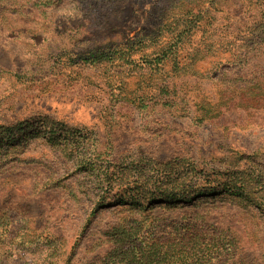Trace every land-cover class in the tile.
Listing matches in <instances>:
<instances>
[{
    "label": "rangeland",
    "instance_id": "1",
    "mask_svg": "<svg viewBox=\"0 0 264 264\" xmlns=\"http://www.w3.org/2000/svg\"><path fill=\"white\" fill-rule=\"evenodd\" d=\"M257 13L242 0H0V264H126L131 256L115 260L126 245L118 231L136 220H193L223 241L217 264H264V213L254 205L139 216L107 199L88 221L105 172L142 161L262 173L264 187ZM190 30L154 69L146 56ZM125 46L138 51L131 68L82 61Z\"/></svg>",
    "mask_w": 264,
    "mask_h": 264
},
{
    "label": "trees",
    "instance_id": "2",
    "mask_svg": "<svg viewBox=\"0 0 264 264\" xmlns=\"http://www.w3.org/2000/svg\"><path fill=\"white\" fill-rule=\"evenodd\" d=\"M230 1L240 0H209L211 4L223 3V5H227ZM242 1L258 10L256 16L259 17L251 26L250 34L258 35V41L264 44V0ZM198 16L197 20L200 19V14ZM191 32L192 30L173 37L171 40L173 42L168 41L166 48L155 56L147 55V58L154 57L150 61L156 67L154 69H159V66L166 61H171L173 55L177 53V45L182 42L184 34H191ZM251 39L249 38L246 43L238 44L243 46L249 42L252 45L258 43L252 36ZM130 50H133L132 53L126 54ZM195 51L192 54L194 59L200 53L199 50ZM137 52L135 47L127 46L122 50L115 49L106 53H95L92 50L90 56L83 58L82 61L92 67L109 64L108 62L114 64L124 61L131 68L137 63L134 56ZM148 61L147 59L145 62L148 63ZM84 161L87 163V158H80L79 165L83 166ZM175 161L168 163L142 161L138 163H143L146 167L141 164L131 167L134 165L132 164L121 168L118 172L106 171L101 182L96 184L102 192L97 194L99 197L93 204L95 206L88 221L96 217L105 204L108 205L107 199L114 200L120 206L128 207L129 212L139 216L152 215L156 210L169 208L177 210L186 207L195 209L198 214L197 210L200 207L214 205L218 201H230L245 206L244 208L254 205L258 211L264 213V187L260 188L259 185L263 181L262 173L256 175L252 172L251 175L239 169H227L224 173L197 172V167H194L193 163ZM190 208L186 210H192ZM143 222L136 220L135 227L127 228L125 225L118 231V242L126 245L119 250V256H116L115 260L122 263L131 256V260H127L126 264H217L221 251L227 253L221 239L207 238L203 234V225L193 220L181 223L177 228L155 223L146 227Z\"/></svg>",
    "mask_w": 264,
    "mask_h": 264
}]
</instances>
